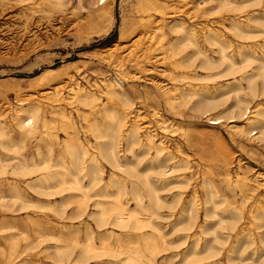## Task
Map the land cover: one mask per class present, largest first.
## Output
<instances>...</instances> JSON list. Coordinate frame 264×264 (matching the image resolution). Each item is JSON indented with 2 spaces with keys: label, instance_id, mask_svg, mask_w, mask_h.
I'll return each mask as SVG.
<instances>
[{
  "label": "rangeland",
  "instance_id": "374dc122",
  "mask_svg": "<svg viewBox=\"0 0 264 264\" xmlns=\"http://www.w3.org/2000/svg\"><path fill=\"white\" fill-rule=\"evenodd\" d=\"M97 1L0 0V122L6 132L0 135V264H133L123 260L126 254L115 256L110 250L120 246L139 248L149 257L153 242L159 250L151 260L143 257L148 264H240L237 258L241 255L248 257L244 264H264V217L251 216V210L264 207V138L260 132L243 133L241 128L247 119L235 114L238 109L233 107L239 97L248 98L249 103L244 105L249 107L245 113L248 118L257 108H264L262 79L256 78L253 89L246 79L248 74L257 73L264 62V0H154L159 11L146 10L137 0H113L110 13L104 18L97 16ZM175 21L195 28L192 38L213 61L211 64H205L204 55L197 53L198 48L191 43L183 49L178 46L175 57L170 56L169 47L176 37L170 26ZM125 22L127 35L121 32ZM232 22L251 32L238 30ZM161 25H165L163 31ZM210 30L219 32L225 43L228 58L224 61L219 45L206 38ZM133 42L147 49L146 56L138 58L143 50L137 48L134 57L139 64L129 56ZM248 55L253 59H247ZM182 60L184 63H176ZM231 62L238 66L231 67ZM128 71H135L136 77ZM115 74L130 94L129 116L138 113L143 134L150 131L153 140H162L174 156L162 169L161 177L166 180L151 172L152 179H159L158 186L166 185L160 191L163 199L179 193L176 208L171 209L164 202L154 216L162 234L149 226L123 229L109 220L99 227L96 218L88 213L77 216L76 202L62 205L61 200L69 195L72 200L77 198L79 190L51 195V191L34 188L31 183L38 172L22 173V163H30L32 157L37 161L49 158L54 164L52 170L60 168L57 163L61 156L69 160L65 143L82 142L87 156H96L103 171L101 181L89 191L92 197L88 210L94 208L93 202L98 199L110 207L113 197L96 194L110 184L113 169L99 154V143L104 139L96 138L88 128L94 123L104 128L109 120L103 113H90L81 103L80 94L91 91L98 96L97 110L106 104L121 110L122 105L107 101L102 91L103 82L113 81ZM43 76L47 79L45 84ZM63 80L68 82L55 97L52 85L63 84ZM175 87L181 91L191 89L195 95L185 100L177 92L176 97L168 98L162 91ZM57 97L62 99L58 101ZM31 101H40L46 115V126H41L36 136L22 133L12 117L16 107H26ZM61 108L70 114L76 128L59 114ZM208 108L206 115L203 112ZM216 115L221 116V121L211 123ZM37 146L41 157L36 154ZM120 148L121 155L123 145ZM153 152L151 148L144 155L140 168ZM126 154L132 157L131 153ZM174 161L183 162V166L174 169ZM14 187L18 197L14 196ZM210 188L218 196L217 207L226 215V221L214 226V230L211 226L218 218L210 216L208 229L203 232L200 225L205 219ZM109 189L114 191L116 187L110 185ZM121 200L128 208L137 206L129 195ZM191 203L197 214L192 229L184 228L186 224L176 225L182 207ZM228 216L238 219L235 230L225 227ZM242 229L250 232L255 242L245 246L244 251L235 250V258L229 262L228 251L241 246L238 241ZM90 230L96 246L108 249L98 257L81 255ZM213 231L219 237L215 238ZM104 237L109 239L104 241ZM197 237L200 250L210 240L219 253L185 263V255Z\"/></svg>",
  "mask_w": 264,
  "mask_h": 264
},
{
  "label": "bare ground",
  "instance_id": "6f19581e",
  "mask_svg": "<svg viewBox=\"0 0 264 264\" xmlns=\"http://www.w3.org/2000/svg\"><path fill=\"white\" fill-rule=\"evenodd\" d=\"M112 1L113 0H98L97 1L98 2V7H97L98 17L104 18L106 15L110 13ZM137 1L140 7H144L146 10H152V9L158 10V11L161 10L158 6H156V2H154V0H137ZM232 24L235 27H237L238 30L240 31L251 32L249 28H243L236 22H232ZM127 26L128 24L126 22L123 23L121 26V32H123L124 35L126 34ZM164 27L165 25L164 26L161 25L160 29L163 31ZM170 29L173 33H176L174 42L173 44H171V47H169L170 48L169 54L171 57H175V55L177 54L176 49L178 48V46L179 47L181 46L180 49H183L185 48V46L190 45L191 43L195 47L198 48L197 53H202L204 55L205 57L204 62L206 65L211 64L213 62L199 48L198 42L192 38L193 37L192 35L194 34V31H195L194 27L188 25V23L185 24L182 21H175V23L170 26ZM135 36L137 37V35ZM206 38L214 42L215 44L219 45L220 47L219 51L221 54L220 57L222 61H224L223 59L228 58V55L225 52V47H226L225 43L221 39V35L219 34V32L215 30H210L209 33L206 35ZM133 39L134 38H132V40ZM130 47H131V50L129 51V54H130L129 56L132 58V60H136L137 64H139L140 61L136 59V57H134L136 55L137 48H141V51L143 50L141 54L137 56L138 58L146 56L147 49L145 48V46L139 45V42H133L132 44H130ZM166 53L168 52L166 51ZM253 57L254 56L252 55H248L247 59H250V58L253 59ZM190 58L191 57H188L187 59H190ZM180 62L184 63L183 60L176 62V63L178 64ZM172 65H173V62H172ZM234 65L238 66V64L236 65L235 63L231 62V67H235ZM204 67H207V66H204ZM227 70L228 69H226L225 72H227ZM128 72H130L132 77H136L135 71H128ZM222 72L224 73V71ZM186 77H189V76L186 75ZM257 77H260L262 79V88H263V94H264V62H262V64L258 68L257 73H250L246 76L248 85L252 89L255 85V81ZM68 78L73 79V75L68 74ZM176 78L178 77L176 76ZM41 80L45 84L47 79L45 76H43ZM63 82H64L63 84L61 82H57V83H54V85H52L53 87L51 89L55 97L59 94L62 87H64V85L68 81L63 80ZM103 84H104V87L102 91L104 95L106 96L107 101L109 102L116 101L120 103L122 105L121 110L117 109L115 106H108L107 104L104 105L102 109L100 110L95 109L97 105V101L99 100V97L96 96L91 91H86L84 93H81L80 101L84 106H87L90 109L89 111L90 113L92 114H102L103 113L105 117L109 120V123L104 128L97 123H94L91 127H88V128L90 131L93 132L96 138L104 139V141L99 143L100 144L99 154L104 160H106L112 166V169H113L110 175V180H109L110 184L96 194V196H100V197H113L115 201L110 205V207L106 205V202H104L101 199H98L93 202L94 208L91 211L88 210L89 200H90V197H92L91 196L92 194L90 195L89 191L94 186L98 185V183L101 181L103 171H102V168L100 167L101 165L99 163V159H97L96 156H87V148L85 144H83L82 142L80 144H74L70 142L65 143L64 148L67 152L69 160H66L64 156H61V159L59 160V162L58 163L56 162L60 168L52 170L51 167L54 166V164L49 158L43 159L42 161H37L35 157H32L31 159L32 161L30 163L29 162L22 163V165L24 166V168L22 169V173L23 175H30V174L38 172L39 173L38 176L34 178L33 182L31 183L34 185V188L37 186L38 188L43 189V191L44 190L51 191L49 193L51 195H53L54 193H59L63 190H71V191L79 190L81 193L78 194L77 198H74V200H72V196L69 195L65 199L61 200L62 205L64 207H67L70 203L76 202L77 211H78L77 216L81 217L84 214L88 213L90 216H93L96 218V224L99 227L107 224L109 220V222L112 223L113 225L118 226L123 229L132 228L135 230H141L149 226V227H153V229H155L157 232H160L159 225L154 220V216L158 213V207L162 206L164 202H168L170 204L169 207L171 209L176 208L177 204L179 203V198H178L179 193L174 194L169 200L163 199V196L160 194V191L166 185L158 186L157 182L159 181V179L158 178L152 179L151 172L157 173V175H159V177L162 178V180H166V177H161L164 174L162 169L163 167H166V163L170 161L171 159H173L174 156L170 151L167 150L166 146L163 145L162 140L161 141L159 140V142H156L153 140L152 134L150 131H145V133L143 134L142 130L144 128H142L140 125L141 123H139L138 113L133 114L132 117H130L131 115L129 116V114L132 113V111H130V106H132V100H131L130 94L127 91V89L124 86H122L123 80L119 77V75L115 74L113 81L105 80ZM159 87L162 88V86H159ZM163 90H164V93L167 95V97L169 96L168 98L176 97L175 95L177 92H178L177 94H180L185 100H190L191 99L190 97L195 95V92L193 90L190 91L191 89L189 90L184 89V91H181L179 87H175L172 90L162 89V91ZM46 97H49V96H46ZM19 99L21 101V98ZM61 99H62L61 97L60 98L57 97L56 100L59 101ZM107 101L105 103H107ZM249 101L250 100L248 98L239 97L237 101L235 102V104L233 105L234 108L236 107L238 109V113L236 112L235 114H238L239 116H243V118L246 117L245 119H247L246 125L241 128V131H243V133H251V134H256L260 132L259 136L261 138H264V108H257L255 114L252 115L250 118H248V115H245V113L246 111H248L249 107L244 106V105L248 104ZM39 102L31 101V103L28 106L24 107L25 105L24 106L22 105V106L16 107L14 111H12V117L17 120L18 127L22 133L27 134V135L36 136V134L40 131V127L46 126V115L43 111L42 105ZM201 103L204 104L203 102ZM184 105H187V103ZM209 111L210 110L208 108V110H204L203 113L208 115ZM51 112L55 113L54 110H51ZM58 112L61 116H63L69 122H71L70 114L66 113L64 108H61L60 110H58ZM221 113L223 112L221 111ZM232 117H235V116H232ZM220 121H221V116L216 115L215 118H211V123H219ZM70 124H72L71 125L72 128H76L72 122ZM2 134H6V132L4 130L2 122H0V135ZM145 138H146V141L144 142ZM122 145H123L124 151L120 155V152L122 151L120 147ZM14 146H15V143H14ZM151 148H154V152L151 155L150 160L145 163L144 167L140 168L141 164H143L142 162L144 159V155L148 154ZM125 151L131 153L132 157L128 156ZM36 154H38L40 157L42 156L39 146H37ZM57 164L56 166H58ZM181 166H183V162L174 161L173 163L174 169L179 168ZM84 179H86L87 181H84ZM180 182H183V180L181 179ZM110 185L115 186L116 189L114 191H111L109 189ZM13 191L16 194L17 188L14 187ZM208 193H209V196L207 197V200L205 202L206 205L204 207L205 219L202 225H200L203 232H205L208 229L206 227L209 224L208 218L210 216H213V217L215 216L218 218L217 222L214 221V224H212L211 226V228H213L214 230H215L214 226H216L217 224L222 225L226 221V215L223 214L221 210L218 209L217 207L219 203V199L217 198L218 196L216 195L215 190L213 188H210ZM16 195L14 196L18 197V195L17 196ZM126 195H129L136 202L137 206L128 208L121 200L122 197ZM260 214H262L264 217V207L257 208L256 210H251V216L254 218H257L258 215ZM196 217H197V214L196 213L194 214L193 203L189 205H185L182 207L181 213L178 217L179 220L176 225L180 226L181 224L182 226V224L183 225L186 224L184 228L192 229V227L194 226V219ZM228 217H230V219L228 222H226L225 227H228L230 230H235L237 227L238 219L235 218L234 216H228ZM160 233L162 234V230ZM213 233L215 235V238L219 237L217 236L216 231H213ZM239 234H240V239L238 242H240L241 246H235L232 248V250L228 251V261L229 262L234 260L235 256H233V252L235 250L244 251L246 248L245 246L255 242V239L250 232H247V231L244 232V229H242V231L239 232ZM92 235H93L92 230H90L86 244L84 245L81 251L82 252L81 255L83 256L98 257L100 256L99 253H102L108 250L104 248L106 246L102 244L101 245L104 247L100 248L98 247L99 245L96 246L97 244H95V242L93 241ZM107 239H109V237H104V241ZM199 241H200V238L197 237V239L195 240V242L193 243L190 249V252H188L185 255V259H184L185 263L189 259H190V262L191 261H201L203 259H208L210 257L216 256V254L219 253V251L215 250V246L213 245V243L210 242V240L205 244L203 249L200 250ZM157 245L158 244L153 242L152 245L149 247L150 248L148 251L150 253L149 257L139 248L120 246V247H117V249H112L110 251H113V254L115 256L126 254V256H124L125 259L123 260H127L133 264H148L143 261V257L147 256L148 260L153 259L152 257H154L159 250V247ZM247 258L248 257H244L243 255H241V258L240 259L237 258V259L238 261L240 260V264H244ZM251 259H253L254 262H257V259H254V258H251ZM166 262L168 263V261ZM100 264H113V263H110L109 261H105V262H101Z\"/></svg>",
  "mask_w": 264,
  "mask_h": 264
}]
</instances>
